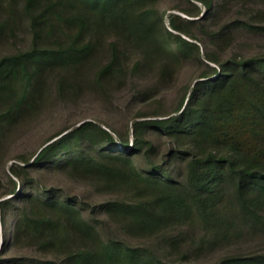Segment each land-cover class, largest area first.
Returning a JSON list of instances; mask_svg holds the SVG:
<instances>
[{
    "label": "trees",
    "instance_id": "trees-1",
    "mask_svg": "<svg viewBox=\"0 0 264 264\" xmlns=\"http://www.w3.org/2000/svg\"><path fill=\"white\" fill-rule=\"evenodd\" d=\"M20 1L32 40L0 59V129L51 78L65 95L130 85L141 106L125 132L68 125L3 170L0 264H264V50L223 54L237 31L264 36V0H0V40L18 37ZM48 171L125 195L92 202L44 185Z\"/></svg>",
    "mask_w": 264,
    "mask_h": 264
},
{
    "label": "rangeland",
    "instance_id": "rangeland-1",
    "mask_svg": "<svg viewBox=\"0 0 264 264\" xmlns=\"http://www.w3.org/2000/svg\"><path fill=\"white\" fill-rule=\"evenodd\" d=\"M260 4L264 7V1H261ZM237 9L236 7L233 8L228 14L234 17L238 12ZM244 9L246 10L247 8ZM18 11L21 15L18 37L0 40V59L8 53L26 49L31 43L30 23L28 17L23 12L22 1L19 2ZM223 19H226V22L230 21V17ZM160 29L162 32L164 31L162 24H160ZM183 36L189 40H193L185 35ZM195 42L200 45L203 52V44L199 41ZM263 50L264 36L252 35V33L240 30L235 32L231 46L223 54L225 56H232L237 53L249 55ZM193 70L192 66L179 65L174 83H177L180 76L184 78L179 83H187L185 79L190 80L192 78ZM141 77V83L152 88V91L159 89L158 86L161 85V82L158 72L150 70L149 73L146 72ZM45 91L42 101L34 113L24 116L14 125H6L0 129V175H2L4 169L9 170L13 162L23 164L18 157L23 155L31 157L48 138L68 125L73 128L82 122L93 121L111 133H115L113 131L114 128L125 132L126 129L131 128L132 121L130 119L141 106L132 102L130 85L127 88L126 86L117 87L105 93L86 83L82 88L75 90L69 95H65L59 91L56 78H51ZM163 95L167 100H165L164 108L162 109H172L175 104L174 102L178 98V93L170 94V92L163 90L156 97ZM33 159L34 157H32ZM38 176L44 185L66 189L70 194L92 202H101L110 197L125 195L123 192L99 191L97 185L95 186L94 182L84 173L70 174L69 172L62 171H48L42 172ZM11 223L12 219L4 221L3 212L0 207V239L8 233ZM140 242L144 243L145 240L140 239ZM16 245L22 250L28 249L27 251L31 254L30 248H27L25 243L23 244L18 240Z\"/></svg>",
    "mask_w": 264,
    "mask_h": 264
}]
</instances>
